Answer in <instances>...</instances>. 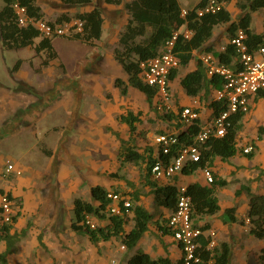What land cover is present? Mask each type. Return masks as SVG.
Wrapping results in <instances>:
<instances>
[{
    "label": "crops",
    "instance_id": "1",
    "mask_svg": "<svg viewBox=\"0 0 264 264\" xmlns=\"http://www.w3.org/2000/svg\"><path fill=\"white\" fill-rule=\"evenodd\" d=\"M97 1L111 4L103 0H92L87 4H68L64 0H37V3L43 12L42 19L55 21L62 14L72 15L77 12L90 10L93 7L101 9V5ZM129 1L131 0H122V3L115 5H123L124 8V3ZM178 1L182 9L191 8L199 2V0ZM56 3L62 5L59 12L53 9L52 11L50 10V7ZM85 5H88V9L82 10V7ZM223 7L230 14V21L214 25L212 35L205 42L204 46L201 49L192 51L191 58L187 64L182 65L178 63V66L174 68L177 70L176 75L170 78L172 104L170 111L173 113L174 118L171 120L165 118L160 124L161 130L158 133H162L161 131L178 133L179 130L185 128L178 115V112L184 106H192L198 110L200 125L211 121L216 116L210 105V102L215 100L213 92L216 89L209 90V97L207 99L201 95L189 96L181 86L180 80L186 73L197 67L198 61L202 62V54L211 53L219 60L213 52L206 51V48L210 47L215 51H224L228 44L231 45L229 24L231 22H238L246 10L240 8L238 0L225 1ZM78 8H81V10ZM124 11L126 13V21L119 32L118 39L124 30L128 18L125 8ZM263 11L264 8H259L251 12L249 27L257 34L263 31ZM102 16L104 18L103 12ZM104 22L105 18L102 34ZM38 40L39 37L35 38L32 45L25 47H29L35 51L34 46ZM98 40L90 46H94ZM255 46L252 48H255ZM37 54L41 56L37 67H34L33 58H19L14 62L15 64L19 60L18 67L14 69L13 64L10 68L12 77L17 78V81L25 84L27 86L26 90L21 89L18 84L14 85L15 82L12 85L0 82V114L26 116L24 113H33L31 126L36 122L38 126V122L44 120V112H53L54 109L60 106V100L55 101L54 93H51L54 87L53 72L45 78L41 77L45 68L51 66L55 59H51L48 65H43V53L39 52ZM236 60L235 55L232 58L231 66L236 65ZM202 64L207 74L206 65L203 62ZM23 65H29L30 70L21 71ZM207 76L209 75L207 74ZM50 85L51 88L44 90L46 86L49 87ZM154 97L151 103L156 106ZM123 124L125 123H122V127ZM261 126L264 127V97H256L255 94L251 97L249 111L243 115L241 128L235 138L239 149L252 144L253 154L248 157L243 152L238 151L226 160H222L219 156L213 158L210 164L213 175L223 179L230 178L228 182L230 183L231 180L234 182V189L228 190L225 188L228 182L225 186L216 187L215 195L220 210L211 215H200L195 219V224L199 226L206 224L208 225V229H213L216 232L217 244L221 242L229 244L230 255L228 264H256V261L264 264L258 255L261 248L264 247V238L257 239L248 232L246 218L249 202L248 191L252 194L264 195V172L262 171L264 169V133L258 138V128ZM27 128L29 129V127ZM40 128L45 129V126ZM15 130L16 133H13L12 130L5 133L4 138L18 136L22 140L19 145H24L23 134H19L20 126H17ZM243 134L248 135V138H245L246 135L244 136ZM241 135L244 138L240 140ZM32 136L37 138L35 135ZM155 136L154 140L148 142V145L153 149L152 154L157 156L159 154V146L155 142ZM41 140L44 144L47 142L55 145L54 153L52 152L50 155H47L38 152L37 158H35L33 155L27 154L25 149L20 148L19 153L24 157L26 156V160L24 162L18 160L12 161L21 170V173L3 175L5 163L6 161H10L9 159L3 161V170L0 168V188L13 196L16 203L15 214H18L15 221L11 224L9 231L12 235L9 246L5 240L0 239V253L6 254L4 263L0 264H88V258L93 264H127L130 257L138 252L146 253L153 259L160 257L167 258L171 264L181 261V246L174 240L172 234L165 233L160 229V226H164L166 223L172 209L156 203L154 189L142 182L141 175L144 164L139 165L141 173L135 179V182L129 184L130 186H126L123 180H108L102 177L101 180L90 185L89 188H80V175L79 179L76 178L78 174L74 177L75 172L73 174L65 169L61 162V158L64 157L62 156L61 140L55 141L53 138ZM241 141L242 144L240 143ZM239 144H241V147ZM41 150H44L43 146H41ZM138 150L142 151L143 149ZM153 180L160 185L174 184L176 186H188L192 183H198L203 186H210L200 168L190 174L181 172L168 179ZM96 184L104 187L107 191L123 194L130 200L131 207L123 215L124 221L118 234L94 243L87 235L75 232L71 227V223L74 220L73 201L75 198H82L93 204H97L91 195V187ZM244 186L246 189H242ZM86 194H88V198ZM136 205H141L150 215L148 228L132 248H128L126 245L125 248H121L124 236L134 225V208ZM232 207L235 210L234 214L236 218L238 220L242 219L243 223L238 221L231 222L224 214L226 208ZM97 222L98 226H104L109 223V219L97 217ZM7 249H9L8 253H6Z\"/></svg>",
    "mask_w": 264,
    "mask_h": 264
},
{
    "label": "trees",
    "instance_id": "2",
    "mask_svg": "<svg viewBox=\"0 0 264 264\" xmlns=\"http://www.w3.org/2000/svg\"><path fill=\"white\" fill-rule=\"evenodd\" d=\"M3 5L0 8V42L4 49H14L32 45L34 39L39 37L37 44L34 46L37 53L42 52L44 55L43 65H48L51 59H55L58 55L52 44L54 36H42L37 29L32 26H20L16 20V14L13 9V3L18 2L24 6L28 16L34 18H43V12L37 3V0H2ZM92 0H64L68 4H87ZM106 3L120 4L122 0H103ZM208 0H199V2L186 9V14L182 15V7L178 0H131L124 3V8L128 13L127 22L124 30L121 32L118 39V47L114 51V57L120 64L123 71L127 75V80L120 78L114 80V85L118 87L122 94H126L128 87L142 92L149 104L152 102L156 94V89L141 79V62L150 59L160 52L164 42L170 39L173 33L182 25L192 31L189 38L178 36L174 50L179 58V63L187 64L191 58L193 50L201 49L205 42L211 37L213 26L220 22H228L231 17L229 12L223 7L215 13H201L202 9ZM228 1V0H221ZM240 8L246 12L239 18L238 22H231L229 30L230 37L234 36L235 30L243 29L247 34V43L250 48L264 40V11H263V31L259 34L255 33L249 27L251 12L259 8H264V0H238ZM79 19L82 21V29L65 35V37L79 40L85 44L93 45L94 42L100 39L102 34V26L104 18L102 11L98 7H93L90 10L77 12L75 14H62L55 21L49 23H58ZM206 51L213 52L223 64L231 66L232 58L236 55L232 45H227L224 51H215L213 48H206ZM19 60L14 64L13 68H17ZM177 70L174 69L170 78L176 75ZM224 79L218 75L207 76L205 68L201 61H198L197 67L186 73L180 80L181 86L189 96L201 95L207 99L210 89H218L222 87ZM256 97H264V89L256 93ZM215 115L225 110L226 104L212 100L210 102ZM141 112L134 113L127 111L121 114L119 121L125 123L129 127V131H136V123L140 122ZM244 113L237 112L228 116V124L226 125V133L223 136H210L205 142L199 145L200 159L182 168V172L190 174L198 168L210 167V164L215 156H219L222 160L235 155L238 151L243 152L236 145V134L241 128V119ZM164 118L171 120L174 115L171 111H166ZM201 128L199 118L185 126L177 133L178 145H187L191 143ZM163 132V131H161ZM264 133V127L258 128V138ZM133 138V137H132ZM133 140V139H132ZM122 145V158L124 161L133 162L135 164H144L141 175L142 182L150 185L154 189L156 203L172 209L176 208L179 188L174 184H158L151 178L150 167L156 160L152 154L153 149L145 146L142 151H139L137 146L132 143L131 138L120 139ZM178 146H172L169 156H175ZM244 153V152H243ZM160 154V150H159ZM253 152L244 153L250 157ZM264 172V169L262 170ZM116 175V173H110ZM213 182L210 186H203L198 183L189 184L185 194L190 198L192 212L191 217L194 225L195 219L204 214H214L220 210L215 188L225 186L227 180L213 175ZM242 189H246L244 186ZM2 190V189H1ZM248 191V190H247ZM108 191L104 187L96 184L91 187L92 198L97 202L93 204L82 198H75L73 201L74 220L71 223L72 229L83 235H87L92 242L105 240L119 233L121 224L124 221L123 216L106 215L105 209L108 204ZM7 194L13 198L11 194ZM249 202L246 213L248 232L257 239L264 238V195L252 194L248 191ZM14 199V198H13ZM135 218L132 229L124 236L123 243L132 248L143 233L148 228V220L150 215L141 205H136L134 208ZM234 208H226L224 214L231 222L243 223V220H238L234 214ZM93 214L96 217L108 218L109 223L104 226H98L91 229L88 226L81 224L84 214ZM18 214H14L13 222ZM12 222V223H13ZM202 229H208V225L201 226ZM10 225L0 227V239L8 243L11 242L12 235L10 234ZM163 232L172 234L167 226V221L164 226H160ZM199 247L198 253L204 260L212 258L214 264H228L230 255V246L226 242L216 244L213 248H208L209 238L200 236L198 238ZM9 252L7 249L6 253ZM5 253H0V263H4ZM259 258L264 262V247L259 252ZM180 262L176 263L179 264ZM127 264H171L167 258H151L148 254L138 252L130 257Z\"/></svg>",
    "mask_w": 264,
    "mask_h": 264
},
{
    "label": "rangeland",
    "instance_id": "3",
    "mask_svg": "<svg viewBox=\"0 0 264 264\" xmlns=\"http://www.w3.org/2000/svg\"><path fill=\"white\" fill-rule=\"evenodd\" d=\"M97 3L101 5L105 22L102 37L94 46L65 36H56L52 39L58 56L51 66L45 68L41 77L45 78L53 72L54 87L51 93H54L55 101L60 100V106L51 111V114L48 111L44 112V120L38 122V126L37 122L31 126L33 113H24L26 116L0 114L2 170L5 159H9L11 163L14 160L20 162L26 160V156L19 153L20 148L35 158L38 152L50 155L55 145L47 142L46 145L41 139L53 138L62 142L64 157L61 158V162L64 168L73 174L75 172L74 177L78 174L77 179L80 175V188H89L102 177L108 180H123L126 186H130L129 184L135 182L140 175L139 165L123 160L120 139L131 138L132 143L140 150L145 146L149 147L148 142L154 140V136L161 130L160 124L165 120L164 114L167 109L154 106L153 103L149 104L146 96L133 87H128L127 93L122 94L114 85L117 77L127 80V75L113 55L118 47L117 39L126 21V13L123 5L105 4L102 1ZM2 5L3 1L0 0V8ZM61 6L60 3H56L50 10L59 12ZM86 9L88 5L82 7V10ZM19 58H33L34 67H37L41 60V56L34 49L22 47L7 50L3 49L0 43V82L7 85L15 82L14 85L18 84L21 89L26 90L27 86L10 74V68ZM27 69L30 70L29 65H23L21 71L25 72ZM49 88L51 85L46 86L44 90ZM127 111L141 112V121L136 123L134 133L129 131L127 124H123L122 127V122L119 121L120 115ZM17 126H20L19 134H23L22 146L19 145L22 140L18 136L4 138L8 131L16 133ZM44 126L45 129L40 128ZM243 135L240 140L244 138ZM245 138H248V135ZM240 143L242 144V141ZM41 146L45 151L41 150ZM228 179L230 178L226 179L227 182ZM225 188L234 189V182L231 180ZM86 196L88 198V194ZM256 262L263 264L260 261ZM88 264H93L89 258Z\"/></svg>",
    "mask_w": 264,
    "mask_h": 264
},
{
    "label": "built area",
    "instance_id": "4",
    "mask_svg": "<svg viewBox=\"0 0 264 264\" xmlns=\"http://www.w3.org/2000/svg\"><path fill=\"white\" fill-rule=\"evenodd\" d=\"M224 3L225 1L221 0H208L199 10V14L215 13L223 8ZM13 9L20 26H32L46 37L65 36L80 31L83 26L79 19L49 23L45 19L28 16L25 7L18 2L13 3ZM185 14L186 9H182V15ZM191 34L192 31L186 25H182L170 39L164 42L158 54L141 62V79L156 89L154 97L156 106L165 107L166 111L172 109L170 72L179 63L174 50L175 42L178 36L189 38ZM230 44L237 58L235 66L221 63L211 53H204L201 56L202 62L206 65L207 74L218 75L224 79L222 87L214 90L213 95L216 101L225 103L227 108L211 121L201 125L193 141L187 145H178L177 133H158L155 136V142L159 146L160 154L155 156L156 160L150 167L153 179L171 178L181 173L184 166L198 161L200 159L199 145L212 135L223 136L226 133V125L229 123L228 116L237 112L246 114L249 111L251 97L264 89V40L257 43L255 48H250L246 32L238 28L230 39ZM178 115L184 126L190 125L193 120L200 117L198 110L192 106H184ZM172 146H178L175 156H169ZM252 150V144L243 148L244 153H250ZM201 170L207 183L211 184L214 178L211 168L206 166ZM11 173L20 174L21 170L10 161H6L3 175L7 176ZM178 188L177 205L167 219V226L174 240L181 246L182 257L179 264H214L212 258L204 260L197 249L200 236L208 237V248H213L217 244L216 232L210 228L204 230L201 226L194 225L191 217V201L185 194L187 186L182 185ZM107 198L109 201L105 213L108 215L123 216L131 207L130 200L119 192L108 191ZM15 209V200L0 188V227L12 224ZM81 224L95 229L98 227L97 217L86 213ZM121 248H125V244L122 243Z\"/></svg>",
    "mask_w": 264,
    "mask_h": 264
}]
</instances>
